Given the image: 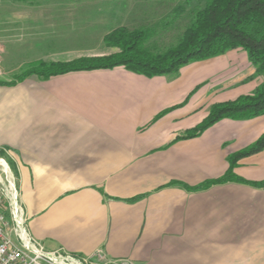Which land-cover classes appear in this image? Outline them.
Returning a JSON list of instances; mask_svg holds the SVG:
<instances>
[{
	"label": "crops",
	"instance_id": "0c3cea01",
	"mask_svg": "<svg viewBox=\"0 0 264 264\" xmlns=\"http://www.w3.org/2000/svg\"><path fill=\"white\" fill-rule=\"evenodd\" d=\"M64 1L0 0V149L18 175L32 235L50 250H102L134 264H264V187L189 189L224 176L229 157L264 134V115L179 138L211 105L255 90L247 57L231 51L152 78L118 67L9 85L24 63L95 51L101 33L92 30L83 51L69 41L84 29L73 22L84 9ZM49 9L68 22L41 19ZM14 53L20 60L10 63ZM235 173L264 181V151Z\"/></svg>",
	"mask_w": 264,
	"mask_h": 264
},
{
	"label": "trees",
	"instance_id": "16d2710c",
	"mask_svg": "<svg viewBox=\"0 0 264 264\" xmlns=\"http://www.w3.org/2000/svg\"><path fill=\"white\" fill-rule=\"evenodd\" d=\"M185 3L188 5V13L180 3L175 5L171 13L174 14L175 22L185 19V26L175 37V44L164 50H156V45L151 44L152 39L157 36L153 29L118 28L105 39L106 45L115 50L113 53L82 56L70 61H42L29 67L8 84H15L32 75L40 79H49L73 72L118 67L148 78L175 75L191 62L211 59L235 49L246 51L256 74H264V0H188ZM168 111L162 112L158 118ZM262 115H264V83L253 94L212 105L206 118L179 138L199 136L224 119L249 120ZM262 151H264V134L251 145L229 157L230 167L224 176L189 189H207L214 184L226 182L264 187V181H248L235 173L240 160ZM3 155H5L4 150L0 149V156Z\"/></svg>",
	"mask_w": 264,
	"mask_h": 264
},
{
	"label": "rangeland",
	"instance_id": "374dc122",
	"mask_svg": "<svg viewBox=\"0 0 264 264\" xmlns=\"http://www.w3.org/2000/svg\"><path fill=\"white\" fill-rule=\"evenodd\" d=\"M57 1L60 0H56V2ZM88 1L91 2L85 3L82 2V0H74V7L76 5L77 7L84 9L83 13L74 12L73 15L74 19L71 18L73 19L74 22V29H76L80 23H83L82 25H84L83 26L84 29L81 28L78 31L74 32V39L69 40L72 41V43L74 44V49L83 51L84 49L91 47L90 42L92 41L93 38V37L91 38V35H94L93 31L96 34L101 33V38H99V40L97 39L96 42L94 41L95 51L93 53L89 52L87 54L95 53L98 55H107L113 53L115 50L106 45L105 39L108 34H110L113 30H116L118 28L138 29L143 27V28L153 29L155 30L156 32L155 34H157V36L154 39H152L151 44L153 46L156 45L157 48L156 50H164L165 48L175 44L176 42L175 37L178 36L179 31L182 30V28L185 26L186 23L185 19L184 20L181 19L182 21L179 22L178 20H176L175 22L174 14H171L175 5L177 3H180L182 6L186 8V12L188 13V9H187L188 5L185 3L188 0H156V1L88 0ZM61 2L62 4L65 5L67 3L64 0H61ZM54 4L55 3L53 2L51 5ZM192 5L193 4H191V7H193ZM98 12L101 13V15L98 14ZM61 14L62 13L60 14L56 13L55 10H53V13H51L49 9L48 13H45L44 17L43 15H41V17H43L41 19H44L46 21H52L53 17H56L57 19L58 17H60L59 20L61 22L59 23L68 22V20L65 19L70 17V15L64 14L63 17H61L60 16ZM37 15L38 14H36V16ZM84 20L88 22H83ZM61 48L62 50H65L67 47L65 45H62ZM231 51L234 54L242 53L244 57H247L248 59L247 52L244 51L243 49L230 50L227 53H230ZM15 54L17 53H14L13 55ZM87 56H91V55H87ZM16 60H20L19 56L11 55L9 62L10 63L15 62ZM39 62L42 61H38L30 64L28 63L22 64V66H20L19 69L15 71V76L10 79L15 80L17 76H19L22 72L26 71L29 67L33 65L39 64ZM47 62H51V61H47ZM196 62L197 61H194L191 62L190 64ZM16 63H18V61ZM29 77H34V75ZM252 77L253 78H251V80L255 79V83L259 85L250 94H253L258 89V87L264 83V74H256L255 72Z\"/></svg>",
	"mask_w": 264,
	"mask_h": 264
},
{
	"label": "built area",
	"instance_id": "2783aa9c",
	"mask_svg": "<svg viewBox=\"0 0 264 264\" xmlns=\"http://www.w3.org/2000/svg\"><path fill=\"white\" fill-rule=\"evenodd\" d=\"M4 153L0 156V264H134L109 260L102 250L82 257L46 248L29 230L18 175Z\"/></svg>",
	"mask_w": 264,
	"mask_h": 264
}]
</instances>
